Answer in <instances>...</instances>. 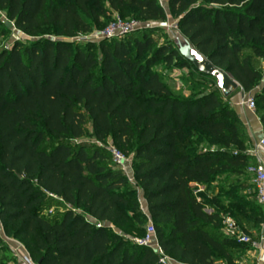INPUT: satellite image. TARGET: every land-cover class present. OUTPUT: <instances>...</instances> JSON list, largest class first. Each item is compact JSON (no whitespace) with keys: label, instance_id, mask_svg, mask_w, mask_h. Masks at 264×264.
<instances>
[{"label":"trees","instance_id":"16d2710c","mask_svg":"<svg viewBox=\"0 0 264 264\" xmlns=\"http://www.w3.org/2000/svg\"><path fill=\"white\" fill-rule=\"evenodd\" d=\"M166 2L179 31L244 93L259 85L264 75L251 58L264 59V0ZM0 11L36 38L0 49V221L36 264H158L149 247L110 230L141 238L146 213L162 250L180 264H235L233 250L252 249L222 232V216L257 239L251 230L264 207L247 195L253 182L214 198L209 213L193 193V184L220 176L253 178L257 163L218 88L174 94L152 66L191 63L172 42L146 55L149 30L100 40L97 55L94 45L71 41L110 12L163 22L157 0H0ZM48 31L56 38L43 37ZM252 97L264 131V81ZM87 123L91 142L82 140ZM107 137L131 156L132 181L112 163ZM49 201L62 210L46 213ZM0 253V264H14L1 240Z\"/></svg>","mask_w":264,"mask_h":264},{"label":"rangeland","instance_id":"374dc122","mask_svg":"<svg viewBox=\"0 0 264 264\" xmlns=\"http://www.w3.org/2000/svg\"><path fill=\"white\" fill-rule=\"evenodd\" d=\"M159 3V2H158ZM161 5L166 13L167 18L165 21H141L133 16H123L124 18H121L123 20H136L139 22V28L128 34L130 37L134 36V34H139L142 30H149L152 44L150 47V50L146 53V55L152 53L153 49L157 47L158 45L165 44L172 42V35H171V28L176 27L177 19L170 15L168 10V4L165 1L163 3H159ZM118 14L116 12H110L107 16L100 18V22L95 25L92 30L87 34H80L77 37L71 39V41H74V43L78 44H92L94 45L93 51L95 55L98 53L97 44L99 43L100 39L98 38V34L101 30L107 26V24L112 21L114 18H116ZM0 49H10L13 42L16 40H34L35 37H28L21 33L19 30H17L13 23L10 22L6 17L4 16V13L0 11ZM48 30V29H47ZM98 35V36H97ZM43 37L45 38H51L55 39L56 37L51 34L49 31L47 34H44ZM246 55H250L249 51H245ZM251 66L256 67L260 70L261 74L264 75V59H255L251 58ZM153 70L158 71L161 74L163 82L172 90L174 94H178L181 96H189L190 92L198 93L203 90H211L215 85V81L213 79L204 78L203 76L199 75L198 72L190 65H186L184 67H180L176 64V60L174 59L172 64H165L161 61H158L156 64L152 66ZM264 79H262L259 82V85L262 84ZM203 88V89H202ZM260 89V87H259ZM242 89H237L234 91L229 97L224 98V102L230 104L232 107L231 99L235 98L238 99L240 96V92ZM243 92V91H242ZM257 92V91H256ZM256 92L252 91V94L254 95ZM250 93V92H249ZM248 93H246L247 95ZM252 95V96H253ZM253 112V111H251ZM241 121V119H240ZM242 122V121H241ZM86 135L82 138V140L85 141H92L90 137H88L90 133V124L87 123L86 127ZM241 131L243 134H247L245 138L246 146L250 149L254 147V143L250 139L249 132L246 129V127L243 125V128H241ZM264 133V132H263ZM105 143L112 144V139L110 137L106 138ZM207 145H204L203 148H206ZM214 147L212 146L211 149ZM131 157L130 155H128ZM131 166V161L130 164ZM116 167V166H115ZM117 168V167H116ZM132 169V167H131ZM242 180H246L247 184H251L253 178L249 175H243L239 176L238 179L235 178L234 175H225L220 176L219 178H216L215 181L208 187H204V191L202 192L203 195L200 196V201L203 205V208L205 212L209 213L212 212V209L215 205V199H219L222 202V199H226L225 192L229 190V188H235L233 189L234 193L241 194L240 189L238 188L240 182ZM131 181V180H130ZM224 194V195H222ZM247 195L249 196L250 200L256 199V194L253 189L249 190L247 192ZM257 200V199H256ZM48 206H50L51 212L49 214H54L57 211H61V207L57 204L55 201H49ZM223 207L226 206V203L223 202ZM223 213V212H222ZM45 214V212H44ZM255 214V213H254ZM141 228L144 229V224L140 225ZM246 226V223H245ZM111 231H114L118 236L123 237L126 241L134 242L135 239H138L137 233L133 229H127L124 228H116L115 226H111ZM144 230L141 232L143 234ZM0 240L6 244L7 246L16 245L18 242L17 239L12 238L11 236L5 234L3 224L0 221ZM17 243H16V242ZM9 244V245H8ZM23 247V245H21ZM20 248H18L16 251V254L20 253ZM233 257L235 259V264H249V260L247 259V254L249 253V250H233ZM1 254V253H0Z\"/></svg>","mask_w":264,"mask_h":264},{"label":"built area","instance_id":"2783aa9c","mask_svg":"<svg viewBox=\"0 0 264 264\" xmlns=\"http://www.w3.org/2000/svg\"><path fill=\"white\" fill-rule=\"evenodd\" d=\"M159 3H163L165 0H157ZM139 28V22L136 20H123L120 17L116 16L112 21H110L103 30L99 32L98 38L103 39H112V38H121L124 37L134 30ZM241 105L246 106L250 111L255 110V101L252 96L242 98ZM257 147L264 149V135L260 138ZM106 148L111 155L112 163L120 169L129 180H132V169L130 164L131 157L122 153L118 148L113 144H106ZM256 159V165L249 168V171L253 173V185L254 191L256 194V199L259 204L264 207V162L259 159V157L254 156ZM204 191V186L193 184V193L196 195L197 200H201L200 196ZM143 211L146 213V209L141 203ZM51 210H47L46 213H50ZM147 221L145 226V234L143 237L135 239V243L138 245L149 247L156 255L158 264H177L175 260L170 258L162 250L158 239L156 237L155 229L152 223L150 216L146 213ZM99 225V224H98ZM222 232L230 237L235 238L238 242L247 244L252 248H258L259 241L254 240L250 235L243 233L236 221L228 215L222 216ZM22 245L21 243H18ZM16 249H14V264H36L28 254V252H23L16 254Z\"/></svg>","mask_w":264,"mask_h":264},{"label":"crops","instance_id":"0c3cea01","mask_svg":"<svg viewBox=\"0 0 264 264\" xmlns=\"http://www.w3.org/2000/svg\"><path fill=\"white\" fill-rule=\"evenodd\" d=\"M262 84L256 86L255 89L252 91L253 92L258 91L259 87L261 88ZM252 91L248 93L247 95L246 93L241 91L238 99H235V98L231 99V102H232L231 105H232L233 110L236 112V114L241 119L243 125L248 130L250 139L254 143V147L249 150V153L254 156L259 157V159L264 162V149L257 147V144L260 138L264 135L262 124L260 123V120L255 112H251L246 106L241 105V99L252 96L253 95ZM131 178L133 179V176H131ZM251 233L253 234V236L257 238L256 240L259 241V246L258 248H255V249L252 248L249 250V253L247 254V257H248L247 259L249 260L248 262L249 264H264V219L262 223L260 224V226L258 227V229L256 230L252 229ZM8 247L12 250L13 254H14V249L17 250L18 248H20L19 250L20 253L26 252V249L18 243L16 245H13L12 247L11 245H9ZM177 264H180V263L177 262ZM213 264H227V263L223 261L222 259H219V260H216ZM239 264H242V263H239Z\"/></svg>","mask_w":264,"mask_h":264},{"label":"water","instance_id":"95a60500","mask_svg":"<svg viewBox=\"0 0 264 264\" xmlns=\"http://www.w3.org/2000/svg\"><path fill=\"white\" fill-rule=\"evenodd\" d=\"M170 32L172 43L180 56L190 62L199 74L214 78L216 87L224 98L229 97L234 91L240 89V84L235 79L225 70L212 64L177 27L171 28Z\"/></svg>","mask_w":264,"mask_h":264}]
</instances>
